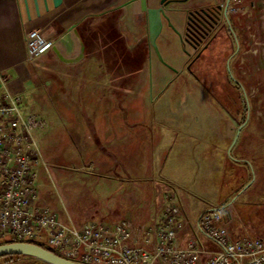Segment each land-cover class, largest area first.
Here are the masks:
<instances>
[{"label":"rangeland","instance_id":"obj_1","mask_svg":"<svg viewBox=\"0 0 264 264\" xmlns=\"http://www.w3.org/2000/svg\"><path fill=\"white\" fill-rule=\"evenodd\" d=\"M238 3L237 11L232 13L242 23V52L229 65L230 74L242 84L238 99L226 81L228 75L224 68L201 75L218 101L211 99L184 72L174 77L173 84L158 98L154 91L150 97L152 90H149L147 101L133 105L129 121L117 122L118 128L113 121L100 126L88 120L85 111L79 112L77 118H80L78 124L83 137L78 139L74 129H70L71 137L68 134L72 121L64 109L75 111V118L79 107L59 104L61 76L44 69V66L55 68L59 64L46 56L33 63L40 73L31 84V100L26 95L22 106L25 112L36 113L46 124L36 135L43 159V164L37 167L36 179L42 204L55 210L67 223L126 218L135 225L152 222L170 201L180 202L191 221L206 208L223 206L230 215L227 225L234 237L250 235L239 216L248 208L253 223L264 231V30L261 29L264 3L263 0H238ZM95 32H106L116 40V44L108 43L113 47L108 52L114 53L111 64L131 66L133 82L134 78L138 80L139 70L146 67L143 81L149 82L150 75L145 73L149 69L147 39L128 54L113 22ZM104 43L107 41L99 44ZM50 76H53V86L45 87L44 79ZM103 129L108 134L101 138ZM112 132H123L119 140L126 144L113 145L109 151L110 145L105 150L99 149L97 140H102L101 144L108 142L111 138L105 136ZM81 141L89 147L76 148ZM113 142L118 141L113 139ZM66 147H70L71 154H63ZM229 155L245 161L247 169L242 164L232 165L227 160ZM252 176L251 184L236 194L237 205H227L234 196V193L225 196L229 193L228 187L246 185ZM163 178L174 180L176 187H170ZM219 198L227 202L220 204ZM241 201L244 202L241 204ZM245 201L253 203L248 205ZM234 216L242 226L234 224ZM0 264L17 262L5 263L0 258Z\"/></svg>","mask_w":264,"mask_h":264},{"label":"built area","instance_id":"obj_2","mask_svg":"<svg viewBox=\"0 0 264 264\" xmlns=\"http://www.w3.org/2000/svg\"><path fill=\"white\" fill-rule=\"evenodd\" d=\"M237 3L231 0L228 12ZM25 45L32 62L55 41L32 29ZM45 125L39 115L23 110L20 95L0 93V239L40 242L84 264H264V233L234 237L223 207L206 208L193 221L176 201L150 223L62 221L40 202L36 185L37 167L43 164L36 135Z\"/></svg>","mask_w":264,"mask_h":264},{"label":"crops","instance_id":"obj_3","mask_svg":"<svg viewBox=\"0 0 264 264\" xmlns=\"http://www.w3.org/2000/svg\"><path fill=\"white\" fill-rule=\"evenodd\" d=\"M192 1L199 3L207 0L170 2L166 5V14L176 30H182V14L178 13V9L193 4ZM147 4L156 7L159 0H147ZM109 22H113L115 30L118 31L117 37L125 44L124 50L128 54L139 42L147 39V19L145 13L139 8V0H61L58 6H54L52 0H0V75L5 76L4 82L0 80V93L7 91L20 95L22 105L26 95L31 100V84L33 85L34 77L40 71L34 69L33 63L37 59L32 62L27 60L26 32L40 29L44 37L55 41V46L63 56L73 57L79 50V41L71 28L75 25L85 46L84 56L80 61L65 64L57 59L52 50L42 55L49 61L53 60L59 64L55 68L44 66V69L49 70L50 73H58L61 76L62 81L58 82L61 100L59 104L79 107L75 118L73 117L75 111L69 108L64 109L68 119L72 121L68 134L71 137L70 129H74L77 131L75 136L82 139L81 124H78L80 118H77L82 111H85L88 120H93L100 126L113 121L115 127L117 122L129 121L133 105L138 106L146 102L149 90H152L150 97H153L154 91L157 92L156 98H158L170 84H173L174 72L172 68L158 60L147 40L146 60L149 69L145 73L150 75L149 82L143 81V69L146 67L139 70L138 80L135 81L136 78H134L133 82L134 72L131 66L110 63L114 53L110 55L108 52L109 48H113L108 43L114 41L113 44H116V40H112L106 32L102 34L95 32L100 26L109 25ZM102 41H107V44L100 45ZM156 44L166 63L171 67H177L180 64L183 55L179 40L176 31L168 23L164 22ZM171 74L172 78L164 84V80ZM52 77L44 79L45 87L53 86ZM22 107L26 110L24 106ZM102 133L101 138L104 134H108L105 129ZM122 133L112 132L105 136L111 138L106 143L101 144L102 140H97L98 148L105 150L110 145L109 151L112 150L113 145L126 144L125 141L119 140ZM113 139L118 142H113ZM78 146L85 150L89 144L81 141L76 148ZM69 148L66 147L63 150L64 155L72 153ZM198 159L197 157V161ZM163 181H168L170 187L177 185L174 180L164 179ZM12 261H16L17 264H46L25 256L9 262Z\"/></svg>","mask_w":264,"mask_h":264},{"label":"flooded vegetation","instance_id":"obj_4","mask_svg":"<svg viewBox=\"0 0 264 264\" xmlns=\"http://www.w3.org/2000/svg\"><path fill=\"white\" fill-rule=\"evenodd\" d=\"M187 1L171 2L184 3ZM230 2L231 0H207L199 3L192 1L193 4L178 9V13L182 14V30H177L179 34H176L183 58L177 67H172L174 77H179L185 72L203 91L208 93L211 99L216 101L218 98L212 88L203 81L202 73L212 70L223 71L224 68L228 75L226 81L235 90L236 99L239 98L242 88L240 80L229 75L232 73L229 65L242 52L241 42L243 41L242 23L233 16L234 13L228 12V8H226V12L224 11L225 6L228 7ZM238 7L239 3L236 4L235 11ZM261 10H263L261 29L264 30V7ZM190 11H192L191 15H189ZM164 22L167 23L163 21V25ZM186 22L190 24L187 36L185 35ZM228 115L235 118L232 113H228Z\"/></svg>","mask_w":264,"mask_h":264},{"label":"water","instance_id":"obj_5","mask_svg":"<svg viewBox=\"0 0 264 264\" xmlns=\"http://www.w3.org/2000/svg\"><path fill=\"white\" fill-rule=\"evenodd\" d=\"M171 1H186V0H159V5L156 7L149 6L147 4V0H139V8L142 12L145 13L146 19H147L148 44L151 47V49L154 51V53L156 54L158 60L170 68L172 67L163 60L158 50L156 39L162 30L163 21H166L168 25L171 26L176 31L177 34H179V32L174 28V26L169 21V18L166 14V9H165L166 4ZM52 3L54 6H58L61 3V0H52ZM226 8L227 6H225L224 8L225 12H226ZM191 13L192 11L189 12V15H191ZM186 25L187 26L185 27V31H186L185 35L187 36L188 34L187 31L190 30L189 22H186ZM71 28L73 29V32L75 33L79 41V50L77 54L73 57H65L59 51L57 46L54 45L51 48V50L53 51L57 59L65 64L76 63L80 61L84 56V49H85L84 43L81 40L77 30L75 29V25H73ZM229 75L231 76V74ZM239 130H240V127H238L236 134L239 132ZM235 140L236 139H234V141ZM253 178L254 176H252L251 180L238 192V194L241 193L243 190H245L251 184ZM237 195H234L231 198V200L227 203V205L231 204L236 199ZM13 254L22 255V256L29 257L35 260H39L46 264H84V263L66 259L54 253L53 251L49 249H46L38 244L29 242V241H12V242L0 244V256L13 255Z\"/></svg>","mask_w":264,"mask_h":264},{"label":"trees","instance_id":"obj_6","mask_svg":"<svg viewBox=\"0 0 264 264\" xmlns=\"http://www.w3.org/2000/svg\"><path fill=\"white\" fill-rule=\"evenodd\" d=\"M264 1V0H263ZM233 156H235L236 158H238V156H236V155H234L233 154ZM235 157H233V158H230V155H229V158H227V160L232 164V165H239V164H242V166H243V168L244 169H247V167H246V165H247V163L245 162V161H238ZM240 157V156H239ZM249 180V179H248ZM245 186V184L244 183H242L241 185H233V186H229L228 187V192L229 193H227L225 196H228V195H230V193H234V195H236L243 187ZM222 199L223 198H219V201L218 202H220V204H221V202H222V204H224V203H226L227 202V200H225V201H222ZM238 200H239V197H237L231 204V206H235V205H237V203H238ZM237 202V203H236ZM240 202V201H239ZM244 201H241V204L243 203ZM245 203L246 204H248V205H252V203L253 202H246L245 201ZM255 203V202H254ZM239 206H241V205H239ZM221 207H223V206H221ZM224 209V208H223ZM225 210V209H224ZM243 212V213H242ZM241 213H239V216H241V218H242V220H241V222L243 223V225L246 227V229H247V231H248V233L251 235V236H258V235H262L263 233H264V231L262 232V231H260V229L259 228H257V226L253 223V221L251 220V217H252V214L250 213V211H249V209L247 208L246 210H243ZM230 221V220H229ZM233 222H234V224L235 225H241L242 226V224L239 222V220H237L236 219V217L234 216V219H233ZM230 229V228H229ZM231 231V230H230ZM233 235V234H232ZM12 241H16L14 238H12V237H4V238H1L0 239V244H2V243H7V242H12ZM33 243H35V244H38V245H40V246H42V247H44V248H46V249H49V250H51V251H53L54 253H56L57 254V252L55 251V250H53V249H51L50 247H48V246H46V245H44L43 243H40V242H36V241H32ZM19 257H22V255H17V254H13V255H3V256H0V258H3L4 259V261H6V262H9V261H11V260H14V259H16V258H19ZM39 261V260H38Z\"/></svg>","mask_w":264,"mask_h":264}]
</instances>
